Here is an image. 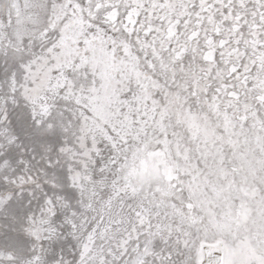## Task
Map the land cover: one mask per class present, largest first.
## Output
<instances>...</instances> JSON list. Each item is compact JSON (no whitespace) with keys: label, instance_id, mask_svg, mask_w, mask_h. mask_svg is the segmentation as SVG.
Segmentation results:
<instances>
[{"label":"snow or ice","instance_id":"1","mask_svg":"<svg viewBox=\"0 0 264 264\" xmlns=\"http://www.w3.org/2000/svg\"><path fill=\"white\" fill-rule=\"evenodd\" d=\"M0 264H264V0H0Z\"/></svg>","mask_w":264,"mask_h":264}]
</instances>
